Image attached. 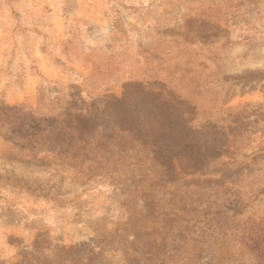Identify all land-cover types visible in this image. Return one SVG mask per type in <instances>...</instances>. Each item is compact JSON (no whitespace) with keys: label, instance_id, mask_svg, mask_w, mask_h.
<instances>
[{"label":"rangeland","instance_id":"374dc122","mask_svg":"<svg viewBox=\"0 0 264 264\" xmlns=\"http://www.w3.org/2000/svg\"><path fill=\"white\" fill-rule=\"evenodd\" d=\"M0 264H264V0H0Z\"/></svg>","mask_w":264,"mask_h":264}]
</instances>
